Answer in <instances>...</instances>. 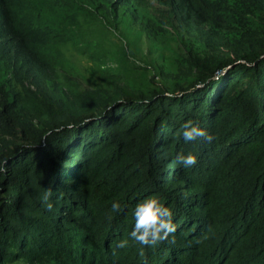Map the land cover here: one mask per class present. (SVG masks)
<instances>
[{"label": "trees", "instance_id": "obj_1", "mask_svg": "<svg viewBox=\"0 0 264 264\" xmlns=\"http://www.w3.org/2000/svg\"><path fill=\"white\" fill-rule=\"evenodd\" d=\"M159 1L183 29L233 56L193 55L196 78L181 91L104 97L98 89L49 93L54 28L25 17L26 0H0V264H264V30L239 20V35L223 33L232 24L217 11L225 0L213 12L198 0ZM242 2L264 8V0ZM188 119L214 141L186 143ZM181 152L197 153V164H177ZM49 189L52 209L43 201ZM151 195L173 209L175 242L143 254L130 238L116 248L135 204Z\"/></svg>", "mask_w": 264, "mask_h": 264}, {"label": "rangeland", "instance_id": "obj_2", "mask_svg": "<svg viewBox=\"0 0 264 264\" xmlns=\"http://www.w3.org/2000/svg\"><path fill=\"white\" fill-rule=\"evenodd\" d=\"M198 2L213 12L218 1ZM222 6L217 9L220 19L234 24L222 28L226 35H239V20L264 30V8L242 0H225ZM24 15L54 28L55 39L46 48L57 62L56 84H45L49 93L98 89L107 97L120 89L138 92L160 86L181 91L196 78L195 68L190 69L193 55L218 62L233 56L223 46L209 48L201 35L183 29L172 7L159 0H132L117 8L104 0H26ZM12 86L20 89L15 80ZM6 264L39 263L19 259Z\"/></svg>", "mask_w": 264, "mask_h": 264}, {"label": "clouds", "instance_id": "obj_3", "mask_svg": "<svg viewBox=\"0 0 264 264\" xmlns=\"http://www.w3.org/2000/svg\"><path fill=\"white\" fill-rule=\"evenodd\" d=\"M181 135L183 140L187 142L202 141L211 143L215 136L207 128L201 126L198 121L192 119L185 120L181 124ZM177 164L190 168L197 164L198 154L194 152L177 153L175 157ZM51 196V189L46 191L43 195V201L48 209L53 208V203L49 199ZM114 211H118L121 207L119 201H114L111 205ZM134 223L131 231L128 233V238L120 239L116 248H126L129 245V238L141 245V254H143L144 246L154 247L160 242L170 239L172 243L175 242L177 225L174 222V212L170 206H167L164 200L158 195H151L140 199L133 208Z\"/></svg>", "mask_w": 264, "mask_h": 264}, {"label": "water", "instance_id": "obj_4", "mask_svg": "<svg viewBox=\"0 0 264 264\" xmlns=\"http://www.w3.org/2000/svg\"><path fill=\"white\" fill-rule=\"evenodd\" d=\"M218 74H219V72H216L215 76L218 75Z\"/></svg>", "mask_w": 264, "mask_h": 264}]
</instances>
